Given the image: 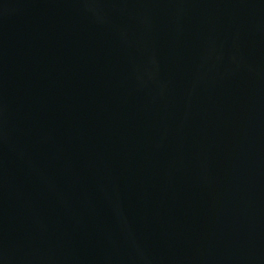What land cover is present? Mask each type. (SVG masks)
<instances>
[{
    "label": "water",
    "instance_id": "1",
    "mask_svg": "<svg viewBox=\"0 0 264 264\" xmlns=\"http://www.w3.org/2000/svg\"><path fill=\"white\" fill-rule=\"evenodd\" d=\"M0 264H264V0H0Z\"/></svg>",
    "mask_w": 264,
    "mask_h": 264
}]
</instances>
